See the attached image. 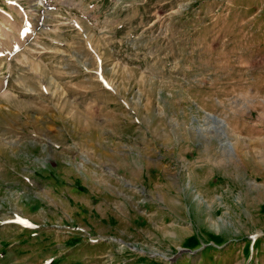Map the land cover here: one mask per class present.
Wrapping results in <instances>:
<instances>
[{"label": "rangeland", "instance_id": "1", "mask_svg": "<svg viewBox=\"0 0 264 264\" xmlns=\"http://www.w3.org/2000/svg\"><path fill=\"white\" fill-rule=\"evenodd\" d=\"M6 45L0 264H264V0H0Z\"/></svg>", "mask_w": 264, "mask_h": 264}, {"label": "bare ground", "instance_id": "2", "mask_svg": "<svg viewBox=\"0 0 264 264\" xmlns=\"http://www.w3.org/2000/svg\"><path fill=\"white\" fill-rule=\"evenodd\" d=\"M33 26V25H32ZM35 27V26H34ZM21 29V32H20V34L21 33H23L22 31H24L22 28H20ZM13 47V46H12ZM11 46H8V45H6L4 48H1L0 49V57H5V56H7V57H13V55L10 53V51H12V48ZM16 47V46H15Z\"/></svg>", "mask_w": 264, "mask_h": 264}, {"label": "water", "instance_id": "3", "mask_svg": "<svg viewBox=\"0 0 264 264\" xmlns=\"http://www.w3.org/2000/svg\"><path fill=\"white\" fill-rule=\"evenodd\" d=\"M182 252L183 251H179L170 261H174Z\"/></svg>", "mask_w": 264, "mask_h": 264}]
</instances>
